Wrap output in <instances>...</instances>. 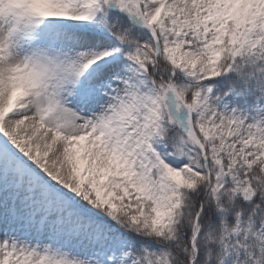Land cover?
<instances>
[{"label":"snow or ice","instance_id":"6c2138e0","mask_svg":"<svg viewBox=\"0 0 264 264\" xmlns=\"http://www.w3.org/2000/svg\"><path fill=\"white\" fill-rule=\"evenodd\" d=\"M0 264H264V0H0Z\"/></svg>","mask_w":264,"mask_h":264}]
</instances>
